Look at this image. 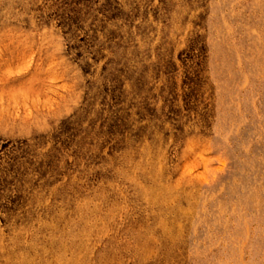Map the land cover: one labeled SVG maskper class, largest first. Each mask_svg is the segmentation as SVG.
Masks as SVG:
<instances>
[{"label": "rangeland", "instance_id": "1", "mask_svg": "<svg viewBox=\"0 0 264 264\" xmlns=\"http://www.w3.org/2000/svg\"><path fill=\"white\" fill-rule=\"evenodd\" d=\"M0 264H264V0H0Z\"/></svg>", "mask_w": 264, "mask_h": 264}]
</instances>
